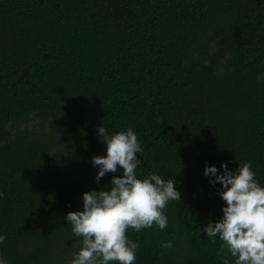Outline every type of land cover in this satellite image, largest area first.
<instances>
[{
	"label": "trees",
	"instance_id": "1",
	"mask_svg": "<svg viewBox=\"0 0 264 264\" xmlns=\"http://www.w3.org/2000/svg\"><path fill=\"white\" fill-rule=\"evenodd\" d=\"M100 124L131 126L137 175L181 192L164 229H127L134 264H224L227 249L201 231L225 203L203 168L250 160L264 184V0H0L8 264H68L82 245L66 213L120 174L95 180Z\"/></svg>",
	"mask_w": 264,
	"mask_h": 264
},
{
	"label": "clouds",
	"instance_id": "2",
	"mask_svg": "<svg viewBox=\"0 0 264 264\" xmlns=\"http://www.w3.org/2000/svg\"><path fill=\"white\" fill-rule=\"evenodd\" d=\"M98 135L103 136L106 149L105 155L92 157L93 166L98 167L95 180L99 182L108 172L120 174L111 177L108 188L85 191L82 210L66 213L72 233L82 238L68 264H134L139 243L128 236L127 229L139 231L153 224L164 229L168 224L164 209L170 201L180 200L181 192L173 179L157 172L143 178L137 175L141 165L137 154L142 146L131 126L111 132L100 124ZM228 163L222 161L218 170L205 162L203 174L210 184L219 182L217 194L225 203L222 215L210 219L201 231L214 242L219 238L222 252L227 249L224 264H264V184L250 160L239 163L235 170ZM3 195L0 192V198ZM5 238L0 233V243ZM164 244L171 246V241ZM0 264H8L3 255Z\"/></svg>",
	"mask_w": 264,
	"mask_h": 264
}]
</instances>
